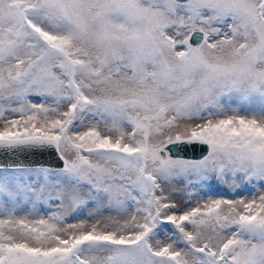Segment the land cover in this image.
I'll use <instances>...</instances> for the list:
<instances>
[{"label": "snow or ice", "instance_id": "obj_1", "mask_svg": "<svg viewBox=\"0 0 264 264\" xmlns=\"http://www.w3.org/2000/svg\"><path fill=\"white\" fill-rule=\"evenodd\" d=\"M0 264H264V0H0Z\"/></svg>", "mask_w": 264, "mask_h": 264}, {"label": "water", "instance_id": "obj_2", "mask_svg": "<svg viewBox=\"0 0 264 264\" xmlns=\"http://www.w3.org/2000/svg\"><path fill=\"white\" fill-rule=\"evenodd\" d=\"M170 147H173V148H175V146H170ZM184 147V151H181V152H179V153H173L174 155H180V156H182V157H184V158H196L198 155H199V153L198 152H196V151H193L192 149L193 148H195V146H192V148H189L188 146H183Z\"/></svg>", "mask_w": 264, "mask_h": 264}, {"label": "rangeland", "instance_id": "obj_3", "mask_svg": "<svg viewBox=\"0 0 264 264\" xmlns=\"http://www.w3.org/2000/svg\"><path fill=\"white\" fill-rule=\"evenodd\" d=\"M181 186H182V182H179V181L174 182L172 185L174 189H179Z\"/></svg>", "mask_w": 264, "mask_h": 264}]
</instances>
